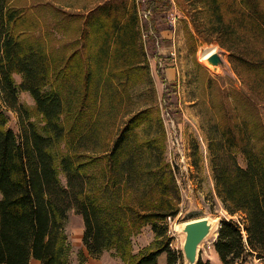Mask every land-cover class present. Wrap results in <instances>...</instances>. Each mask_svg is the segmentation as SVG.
I'll list each match as a JSON object with an SVG mask.
<instances>
[{"label":"trees","instance_id":"trees-1","mask_svg":"<svg viewBox=\"0 0 264 264\" xmlns=\"http://www.w3.org/2000/svg\"><path fill=\"white\" fill-rule=\"evenodd\" d=\"M180 2L188 38L217 41L243 86L223 95L206 141L215 193L229 215L214 246L224 264H244L264 258V0ZM139 4L105 0L76 14L73 39L50 47L19 27L23 10L0 0V264H71V212L83 219L90 256L115 249L124 264H157L166 253L167 264L177 263L168 219L180 213L182 194L166 158ZM146 30L155 39L154 19ZM20 90L33 96L43 125L31 120ZM8 110L18 114L17 132ZM192 156L198 167L197 143ZM145 225L155 248L135 254L132 238Z\"/></svg>","mask_w":264,"mask_h":264},{"label":"rangeland","instance_id":"rangeland-1","mask_svg":"<svg viewBox=\"0 0 264 264\" xmlns=\"http://www.w3.org/2000/svg\"><path fill=\"white\" fill-rule=\"evenodd\" d=\"M105 0H11V5L23 10L24 17L19 27L35 32L46 39L50 47H58L76 35V14L85 15ZM141 23L144 26L143 39L149 69L158 92L164 126L167 132L166 158L172 164L182 194L181 211L169 222L168 236L171 247L176 251L177 263L183 264L181 251L183 234L177 229L182 222L200 217H228L221 200L216 196L214 180L210 168L206 133L210 122L217 113L223 111V95L232 90H242L232 63L225 50L224 59L229 70L214 73L204 65V59L214 51L217 41H200L196 44L188 38L184 20L189 21L180 0H136ZM153 1V2H152ZM155 20L158 31L155 39H150L146 27ZM150 20V21H149ZM191 29V25L189 24ZM63 43V44H62ZM70 49H65L69 54ZM169 68V69H168ZM168 69V71H167ZM16 83L23 80L22 74L15 73ZM175 85V86H174ZM19 101L31 113V120L43 125L41 115L36 112V103L30 92L20 90ZM231 101V100H230ZM264 112V107H261ZM8 125L19 131L18 114L7 111ZM199 146V165H193V146ZM237 160L245 165L241 153ZM83 220L79 214L71 212L66 232L71 244V264H124L115 249L105 250L97 257L90 256L82 243ZM157 237L151 225H145L133 236V253L146 252L155 248ZM213 244L212 241H210ZM207 243L200 252L206 259ZM81 253L86 258L83 260ZM157 264H167V254H162Z\"/></svg>","mask_w":264,"mask_h":264},{"label":"water","instance_id":"water-1","mask_svg":"<svg viewBox=\"0 0 264 264\" xmlns=\"http://www.w3.org/2000/svg\"><path fill=\"white\" fill-rule=\"evenodd\" d=\"M224 54L225 50L217 46L204 59V65L214 73L229 70V66L224 59ZM220 222L221 217L213 218L205 216L186 220L177 225V229L184 236L181 248L184 264L198 263L203 244L218 232Z\"/></svg>","mask_w":264,"mask_h":264},{"label":"crops","instance_id":"crops-1","mask_svg":"<svg viewBox=\"0 0 264 264\" xmlns=\"http://www.w3.org/2000/svg\"><path fill=\"white\" fill-rule=\"evenodd\" d=\"M169 69V68H168ZM168 69H167V71H168ZM14 130V129H13ZM15 131V130H14ZM15 132H17V131H15ZM227 217V216H226ZM82 218V217H81ZM217 218V217H216ZM83 220V219H82ZM216 236H217V233L215 234V235H213V237L209 240V241H207V242H205L204 244H206V243H208V242H210V241H212L213 242V244H212V247H211V249H209V250H206V259L204 260V261H209L210 262V264H224L223 263V261H222V259H221V257H220V255H219V253L217 252V250H216V248H215V246H214V241H215V239H216ZM204 244H203V246H204ZM203 248V247H202ZM201 251H202V249H201ZM163 254H165V253H163ZM162 255V254H161ZM160 255V256H161ZM160 258V257H159ZM30 264H40V261L39 260H37V259H32L31 260V263ZM235 264H240V263H235ZM244 264H254V262H253V257H250L249 258V260H247Z\"/></svg>","mask_w":264,"mask_h":264},{"label":"built area","instance_id":"built-area-1","mask_svg":"<svg viewBox=\"0 0 264 264\" xmlns=\"http://www.w3.org/2000/svg\"><path fill=\"white\" fill-rule=\"evenodd\" d=\"M168 220H169V222H172L171 218H169ZM207 247H208V249H211L212 244L210 242H208L207 243ZM253 262H254V264H264V258H258L256 256H254L253 257Z\"/></svg>","mask_w":264,"mask_h":264}]
</instances>
